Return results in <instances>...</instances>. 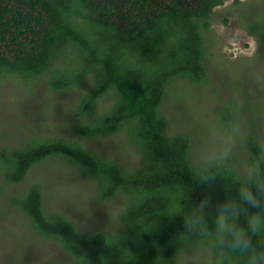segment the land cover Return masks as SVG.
I'll list each match as a JSON object with an SVG mask.
<instances>
[{"label":"trees","instance_id":"obj_1","mask_svg":"<svg viewBox=\"0 0 264 264\" xmlns=\"http://www.w3.org/2000/svg\"><path fill=\"white\" fill-rule=\"evenodd\" d=\"M225 1L0 0V82L13 76L29 87L44 80L57 94L86 86L72 111L69 138L27 135L22 147L0 149V203L19 210L35 235L56 243L69 264H179L197 255L214 264L207 239L188 252L179 246L181 215H155L180 213L205 198L214 206L234 195L228 170L211 189L194 183L190 137L169 135L161 111L169 86L208 79V37L214 10ZM260 3L258 11H247L242 26L264 50V0ZM104 99L107 104L97 113ZM223 113L232 119L228 109ZM246 113L248 148L254 150L264 129L254 125L249 104ZM116 134L135 154L132 168L83 145ZM49 161L91 181L99 203L122 198L116 232H82L65 216L46 213L39 183L14 194L13 187L34 167ZM144 218L152 224L147 230Z\"/></svg>","mask_w":264,"mask_h":264},{"label":"rangeland","instance_id":"obj_2","mask_svg":"<svg viewBox=\"0 0 264 264\" xmlns=\"http://www.w3.org/2000/svg\"><path fill=\"white\" fill-rule=\"evenodd\" d=\"M235 1L226 0L222 7L214 10L208 37V79L200 85L179 81L167 90L161 111L168 121L169 135L184 133L192 137L203 133L225 108L232 121L249 129L248 104L256 116L254 125L264 129V50L242 26L247 11H258L262 3L238 0L242 3L238 5ZM85 88L57 94L48 89L44 80L24 87L17 77L3 79L0 82V149L22 147L27 135L41 139L69 138L72 111ZM234 97L242 104L235 112L229 107ZM103 101L97 113L107 104V100ZM83 145L128 168L136 162L133 150L120 134L85 141ZM32 183L42 186L46 213L65 216L82 232H116L123 210L122 198L99 203L94 184L74 169L58 161L34 167L22 185L13 187L14 194ZM8 206L0 203V264H69V257L56 243L36 236L24 215ZM179 264L209 263L207 258L197 255L188 256Z\"/></svg>","mask_w":264,"mask_h":264},{"label":"clouds","instance_id":"obj_3","mask_svg":"<svg viewBox=\"0 0 264 264\" xmlns=\"http://www.w3.org/2000/svg\"><path fill=\"white\" fill-rule=\"evenodd\" d=\"M101 49L103 60L106 48ZM229 107L235 112L242 104L234 97ZM248 145L246 129L221 112L203 133L189 138L188 163L194 183L208 189L228 170L234 195L214 206L205 198L180 213L155 215H181L179 246L188 252L197 240L207 239L216 254L214 264H264V137L255 141L254 150ZM142 224L145 230L152 227L145 218Z\"/></svg>","mask_w":264,"mask_h":264}]
</instances>
